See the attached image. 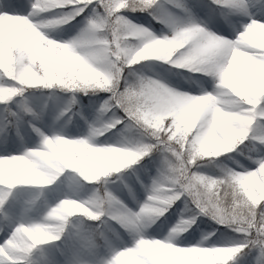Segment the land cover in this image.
I'll use <instances>...</instances> for the list:
<instances>
[{"label":"clouds","instance_id":"clouds-1","mask_svg":"<svg viewBox=\"0 0 264 264\" xmlns=\"http://www.w3.org/2000/svg\"><path fill=\"white\" fill-rule=\"evenodd\" d=\"M0 264H264V0L0 2Z\"/></svg>","mask_w":264,"mask_h":264},{"label":"snow or ice","instance_id":"snow-or-ice-1","mask_svg":"<svg viewBox=\"0 0 264 264\" xmlns=\"http://www.w3.org/2000/svg\"><path fill=\"white\" fill-rule=\"evenodd\" d=\"M24 5V0H9L10 11L15 12L16 10L22 9Z\"/></svg>","mask_w":264,"mask_h":264},{"label":"rangeland","instance_id":"rangeland-1","mask_svg":"<svg viewBox=\"0 0 264 264\" xmlns=\"http://www.w3.org/2000/svg\"><path fill=\"white\" fill-rule=\"evenodd\" d=\"M0 2H3V0H0ZM7 3H9V0H7ZM140 19H141V20H144V18H143V17H141ZM155 27H157V28H158L159 26H155Z\"/></svg>","mask_w":264,"mask_h":264},{"label":"trees","instance_id":"trees-1","mask_svg":"<svg viewBox=\"0 0 264 264\" xmlns=\"http://www.w3.org/2000/svg\"><path fill=\"white\" fill-rule=\"evenodd\" d=\"M85 102H86V100H85Z\"/></svg>","mask_w":264,"mask_h":264}]
</instances>
